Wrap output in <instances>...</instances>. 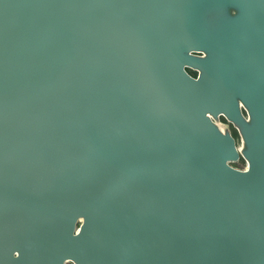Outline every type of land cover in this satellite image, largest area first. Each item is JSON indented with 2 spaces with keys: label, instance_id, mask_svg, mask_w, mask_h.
I'll list each match as a JSON object with an SVG mask.
<instances>
[{
  "label": "water",
  "instance_id": "water-1",
  "mask_svg": "<svg viewBox=\"0 0 264 264\" xmlns=\"http://www.w3.org/2000/svg\"><path fill=\"white\" fill-rule=\"evenodd\" d=\"M69 262L264 264V0H0V264Z\"/></svg>",
  "mask_w": 264,
  "mask_h": 264
},
{
  "label": "rangeland",
  "instance_id": "rangeland-1",
  "mask_svg": "<svg viewBox=\"0 0 264 264\" xmlns=\"http://www.w3.org/2000/svg\"><path fill=\"white\" fill-rule=\"evenodd\" d=\"M208 8L209 10L213 11L212 13L214 14L216 11L214 10V6L210 3V2H205L203 3V9H206ZM227 13H229L228 15H235L236 14V8L234 7H230L228 8L227 10ZM227 15H223L222 18H226ZM223 22V19H218L217 20V23L218 24V27L221 26ZM217 27V26H216ZM217 29V28H216ZM196 71V70H194ZM215 123L217 124L218 128L223 132V133H232L233 136L235 137L236 141H237V147L238 149L241 151V153L243 154L244 151L246 150L247 148V142L245 140H243V133H242V129L248 125V127L251 126V123H252V120L251 118L249 119H245V121H237V122H231L230 120L228 121H224L223 119H215ZM235 127V128H234ZM233 129H236L238 130V133H233ZM247 164L248 162L244 159V161H239L237 163H234L233 165L236 167V168H239V169H245L247 167ZM67 264H76L75 262H69Z\"/></svg>",
  "mask_w": 264,
  "mask_h": 264
},
{
  "label": "flooded vegetation",
  "instance_id": "flooded-vegetation-1",
  "mask_svg": "<svg viewBox=\"0 0 264 264\" xmlns=\"http://www.w3.org/2000/svg\"><path fill=\"white\" fill-rule=\"evenodd\" d=\"M193 57L195 58H198V59H204V58H208L210 57V55L208 53H204V52H191L190 53ZM186 71L194 78H199L200 75L202 74L201 71L197 70V69H194V68H191V67H185ZM196 70V71H194ZM238 101H239V104H240V108H241V111H242V114H243V117L244 119H249L250 118V114H249V109L247 107H245V102L241 99V98H238ZM209 117L211 118V120L213 121V123L217 126V124L215 123V119H223L225 122L230 120L228 119L225 115H219V116H213L211 114H209ZM231 121V120H230ZM232 122V121H231ZM218 127V126H217ZM235 128V127H234ZM242 133H243V140L246 141L245 139V135H244V132H243V129L241 130ZM233 133H238V130L236 129H233L232 131ZM230 133V132H229ZM232 136L233 134L230 133ZM239 134V133H238ZM234 137V136H233ZM235 138V137H234ZM236 140V139H235ZM236 146H237V141H236ZM238 148V147H237ZM239 150V149H238ZM240 154H241V157H240V160L241 161L242 159H244L243 157V154L241 153V151L239 150ZM237 163V162H236ZM234 166V165H233ZM235 167V166H234ZM239 169V168H238Z\"/></svg>",
  "mask_w": 264,
  "mask_h": 264
},
{
  "label": "trees",
  "instance_id": "trees-1",
  "mask_svg": "<svg viewBox=\"0 0 264 264\" xmlns=\"http://www.w3.org/2000/svg\"><path fill=\"white\" fill-rule=\"evenodd\" d=\"M242 160L244 161V159H242ZM242 160H241V161H242Z\"/></svg>",
  "mask_w": 264,
  "mask_h": 264
}]
</instances>
